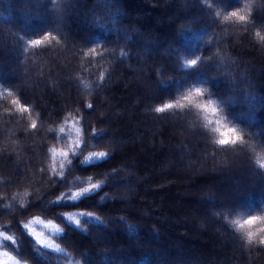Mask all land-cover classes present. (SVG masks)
Listing matches in <instances>:
<instances>
[{
    "label": "trees",
    "instance_id": "obj_1",
    "mask_svg": "<svg viewBox=\"0 0 264 264\" xmlns=\"http://www.w3.org/2000/svg\"><path fill=\"white\" fill-rule=\"evenodd\" d=\"M242 2L0 0V92L8 87L34 106L38 124L30 130V114L0 96V225L11 222L19 245L13 252L32 264H264V245L248 244L246 229L233 223L264 215V170L257 166L264 159V43L254 35L264 29V0ZM245 4L253 8L247 25L214 14ZM45 32L59 39L27 44ZM97 45L99 56H84ZM196 57L194 67L184 65ZM193 86L208 89L203 98L216 100L249 144L216 145L214 125L205 128V114L194 108L154 112ZM69 112L82 116L86 129H105L90 137L98 147L86 143L85 154L113 151L92 165L73 158L54 186L48 148L66 146L58 127ZM89 170L108 173L100 192L49 203ZM25 191L31 202L21 208ZM103 192L111 195L101 200ZM77 208L103 219L85 215V228L60 214ZM33 215L61 223L65 231L54 238L73 255L36 244L19 225Z\"/></svg>",
    "mask_w": 264,
    "mask_h": 264
},
{
    "label": "snow or ice",
    "instance_id": "obj_2",
    "mask_svg": "<svg viewBox=\"0 0 264 264\" xmlns=\"http://www.w3.org/2000/svg\"><path fill=\"white\" fill-rule=\"evenodd\" d=\"M244 2V0H243ZM242 2V3H243ZM204 3L208 6L211 5V0H204ZM253 8L247 4L244 7L234 8L229 11H225L222 8H216L215 16L223 19V21H235L241 25H247L252 22ZM254 35L258 40L264 43V29L256 28L254 29ZM58 36H54L52 32H45L43 35L36 38L27 40V44L32 47H38L50 43L53 40H58ZM99 45L89 47L84 50L83 54L86 57L89 56H99L100 51ZM200 59V58H199ZM184 65L191 66L198 63L197 57L193 59H187L183 61ZM106 78V72L101 71L98 77L100 82ZM2 87V85H0ZM85 88H88L87 83L84 84ZM13 97L10 103L15 106V110L19 113H29L30 124L29 129L33 132L37 130L38 124L37 119L31 118V113L34 111V106L30 107L28 103H21L18 96H14L13 91L4 87L3 92H0V96L4 94ZM207 93V89L203 86H193L186 89L182 94L171 100H165L154 107V112L157 114L165 113L168 110L179 109L185 110L189 108H194L204 113V119L206 120L205 128L214 125L211 128L213 133L217 134V138L214 143L218 146H233L245 145L247 138L243 137L238 128H235L227 124L223 119L219 118V108L215 102H209V100L203 97ZM84 107L89 111L94 110V106L91 102H87ZM8 111H11L9 109ZM39 115L38 113L36 114ZM49 131L55 135L57 130L50 128ZM105 129L92 127L91 129H86L84 119L82 116L74 115L69 112L63 119L62 124L58 127V133L60 134V139L66 141V146L57 148L55 145L48 148V152L52 154V164L49 171L56 177L52 181L54 186H58L59 181H63L68 174L69 169L74 163L76 158L80 164L92 165L93 161H103L105 160L112 151L109 150H95L88 151L86 154L83 152L85 144L88 147L96 148L97 144L92 143L90 137H95L99 132H103ZM251 147V145H250ZM251 150L255 153L256 149L251 147ZM83 152V155L81 153ZM82 157V158H81ZM257 166L264 170V159H260ZM124 165H120L118 168L110 169L111 172L115 173L120 169H124ZM43 172L44 169H41ZM103 177V178H100ZM108 182V173L105 172L100 176H96L89 170V174L86 176L76 175L69 179V186L63 190L59 191L58 195H55L54 199H51L49 203H59L62 200L79 201L86 195H90L94 192H100V190ZM111 195L109 192H103L100 199L105 196ZM30 193L25 191L23 193V199L18 203L19 207L27 208L28 204L31 202L27 199ZM5 199V198H4ZM14 200L15 197L13 198ZM3 207H9V204L2 205ZM80 210H65L60 214L65 217L69 222L77 225L78 227H85L86 225L81 224V217L87 215L89 217H95L96 219H103V217L89 211L86 209L77 208ZM227 221V217H225ZM239 229H246V240L248 244L258 242L260 245H264V215L249 214L242 221H233ZM19 225L23 228L28 235L32 237L36 244L42 248L50 249L55 252H64L67 255H73L64 247L61 243L57 242L54 237L64 230V226L57 222L55 218H43L41 215H33L27 220H19ZM37 225L42 226L44 230H38ZM11 229V222L0 225V264H20L22 258L18 256L15 252L9 249L5 242H9L12 245L19 247L17 242V235L14 230ZM75 264H82L81 260H76Z\"/></svg>",
    "mask_w": 264,
    "mask_h": 264
},
{
    "label": "clouds",
    "instance_id": "obj_3",
    "mask_svg": "<svg viewBox=\"0 0 264 264\" xmlns=\"http://www.w3.org/2000/svg\"><path fill=\"white\" fill-rule=\"evenodd\" d=\"M197 60L199 61V57H197ZM195 65H196V64H195ZM195 65H191V66H187V67H194ZM206 89H207V88H206ZM207 91H208V89H207ZM208 100H209V102H215V104L217 105V101H216V100H214V99H212V98H209ZM217 107H218V105H217ZM218 108H219V114H218V115H219V118L223 119L227 124H229V125H231V126H233V127H235V128H238V129L240 130L241 135H242L243 137H246L247 135H249L248 133L245 132V130L241 129L238 125L231 124L230 122H228L227 116L223 114V111H222V109H221L220 107H218ZM246 143H249V141L247 140ZM103 199H104V198H103ZM103 199H101V200H103ZM91 212H93V213H95V214H97V215L100 216V213L97 212V211H91ZM63 217H64V216H63ZM64 218H65V217H64ZM76 226H77V225H76ZM64 231H65V229H64L62 232H60L59 234H63ZM68 251H69V250H68ZM69 252H70V251H69ZM65 254H66V253H65ZM20 264H32V262H31L29 259H22V260L20 261ZM68 264H73V262H72L71 260H69V261H68Z\"/></svg>",
    "mask_w": 264,
    "mask_h": 264
},
{
    "label": "rangeland",
    "instance_id": "obj_4",
    "mask_svg": "<svg viewBox=\"0 0 264 264\" xmlns=\"http://www.w3.org/2000/svg\"><path fill=\"white\" fill-rule=\"evenodd\" d=\"M188 127H189V124L186 123V128L189 130ZM180 128H182L183 130H185V126H184V124H183V125L180 124ZM36 227H37L38 230H44V231H47L46 229H43L42 226H40V225H37ZM5 244H6V246H7L9 249H11V246H12L11 243H9V242H5ZM11 250H12V249H11ZM43 250H46V251H52V250H50V249H46V248H43Z\"/></svg>",
    "mask_w": 264,
    "mask_h": 264
}]
</instances>
